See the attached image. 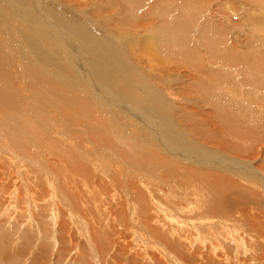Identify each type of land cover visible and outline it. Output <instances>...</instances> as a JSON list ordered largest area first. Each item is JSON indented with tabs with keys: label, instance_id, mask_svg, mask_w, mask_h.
Wrapping results in <instances>:
<instances>
[{
	"label": "rangeland",
	"instance_id": "374dc122",
	"mask_svg": "<svg viewBox=\"0 0 264 264\" xmlns=\"http://www.w3.org/2000/svg\"><path fill=\"white\" fill-rule=\"evenodd\" d=\"M13 1L16 4L0 0V264H264V228L257 222L260 213L264 219L263 192L230 174L231 166L237 165L221 160L224 167L218 162L214 166L222 169L203 167L195 172L187 165L179 170L168 166L164 155L152 150L158 158L150 150L146 152L142 145L125 137L126 131L118 130L120 124L126 128L127 121L120 117L126 114L124 108L140 111L138 104L146 103L155 119L162 118L154 111L158 109L164 114V122L178 127L180 135L187 134L264 173V142L245 139V144L244 135L235 134L227 125L228 118H222L212 100L195 88L199 83L210 87L217 81L204 71L205 65L199 70L190 65L161 67L153 62L165 56L156 49L160 47L159 37L165 39L160 34L164 32L161 27H153L169 23L171 16H178L182 9L187 21L196 6L160 2L155 17L150 14L152 5L148 10L146 4L141 10H147L132 20L121 0H55L76 10V15L84 10L94 34L104 36L105 51H100V44L77 35L68 24L72 20L66 15L68 22L60 20V12L50 10L43 1ZM20 5L28 6L29 12ZM252 6L250 0H204L198 10L200 19L190 21L191 34L195 33L207 49L209 46L201 42L206 29L212 33V40L227 42L252 56L248 45L261 42L264 49V13ZM142 13L149 18L145 26L139 24ZM42 16L46 24L35 19ZM258 27L261 33L256 31ZM22 31L27 39L21 36ZM142 40L151 42L154 49L141 50L137 41ZM201 46L194 44L200 52ZM225 52L231 53L227 47ZM86 60H90V66L99 67L96 72L100 77L91 70H85L89 77L85 76ZM227 60L223 62L224 74L233 81L223 85V94L227 88L233 89L236 93L232 94L247 96L253 101L251 107L256 106L255 94L248 87L251 84L241 80L259 83L255 91L260 101L264 98V69ZM128 63L150 73L161 67L162 72L153 73H168V78L177 77L178 81L169 82L173 87L164 88L166 95L161 91L160 101H154L151 86L144 85L143 78ZM42 68H46L44 73ZM63 79H72L74 90ZM97 92L105 97V106L96 102ZM172 93L180 100L170 102L168 97H175ZM22 103L25 109H21ZM102 109L110 110V116L120 112L113 118L116 122L109 121ZM254 119L259 123L261 117ZM102 121L107 133L100 126ZM49 137L54 142L61 139L85 169L71 168L51 148L43 146L41 142L47 143ZM239 143L243 144V153L235 150L234 144ZM90 156L94 161H89Z\"/></svg>",
	"mask_w": 264,
	"mask_h": 264
},
{
	"label": "bare ground",
	"instance_id": "6f19581e",
	"mask_svg": "<svg viewBox=\"0 0 264 264\" xmlns=\"http://www.w3.org/2000/svg\"><path fill=\"white\" fill-rule=\"evenodd\" d=\"M4 1V0H3ZM12 1L14 4L15 1L13 0H9ZM43 1V3L48 6V8L52 9L55 13L56 12H60V20H65L68 22V19H65V15L69 17V19H71L72 21H69L68 24L70 26H72L74 29H76V34L80 35L82 37L83 36H87L86 39L91 43V44H100L99 48L100 51H105V46H104V40H102V38H100V35H96L95 30L92 26V24H90L89 22V18L88 16L85 14L84 15V10L82 9L81 13L76 15L75 12H77L76 10L70 9L68 8L67 5L64 4H58L55 3L57 1L55 0H41V2ZM124 4V7L127 11L130 12L131 15V19L132 20H136V18L139 16L140 12L146 11L148 9V5L150 7V14H154L155 17H158L157 14H155V11L158 9H155L157 6L159 5L160 2L163 3H168L167 5H170L172 3L175 2L176 3H181L182 6L184 4L188 5H195L196 8H194L191 13H190V17L189 19L186 21L185 19V11L184 9H182V11H179V15L178 16H171V21L169 23H166L163 19V22L165 23H158L156 24V27H153L154 29H156L157 27L162 29V31L164 33H160V34H164L165 35V39L159 37V42H160V47L156 48L160 53L165 54V56H161L156 60H153V62L157 63L158 65L162 66H171V67H181V66H186V65H190L193 67H196V69L201 68V66L205 65L204 71L207 72V74H209V76L212 79H216L217 81L215 83H213V86H203L202 84H198V86H196L195 88L199 87V89L205 94L204 96H206L205 98L207 100H212L213 104L215 105V108L217 111L220 110V113H222V118L227 119V125L232 127L234 130L235 134H240L239 136H241V134H243V139H249L250 143L253 142H257V141H261L264 142V98H262V100L260 99V101H258L256 99V91L258 88H255V86L259 83H257V81L255 80H250V79H244L241 80L243 81L245 84H251L248 85L250 92L255 94L254 99L256 101H254L255 103L257 102V104H255L256 106L251 107V103L253 101H251L250 99H248L247 96L241 97L240 95L237 94H232L236 93L233 89L227 88L228 92L225 94H223V85H226L227 83L230 85V82H232V78H230L229 76H227L226 74H224V69H226V66L223 64V62H225L227 59H231L233 60V62L235 64H240L241 66H255L257 65L260 69H264V49L260 48V44H262L261 42H259L260 44L257 46L254 44H250L247 46V49L252 52V56H246V54L241 51L242 48L237 49V47H234V45H230L227 42H217L215 40H212V33L208 30L205 29V31H203L201 33V37H202V43H206L209 47H207V49L209 48V50L205 49L204 47L201 46L200 42L198 39H196L195 37V33L191 34V32L193 31V26L190 25V21L192 19H196L199 15L198 10L201 9V7L204 5V0H152L150 3H148V0H121ZM253 4L252 7H254L256 10L255 11H260L262 13H264V0H250ZM206 2V1H205ZM207 3V2H206ZM212 3V2H211ZM147 4V5H146ZM161 4V3H160ZM164 4V5H165ZM144 5L147 6V9L145 10H141ZM163 5V4H162ZM161 5V6H162ZM180 5V4H179ZM211 5V4H210ZM244 5V4H243ZM17 7H19L18 5H16ZM24 8V10H27L29 12L28 6H23L20 5ZM160 6V5H159ZM158 6V7H159ZM208 6V5H207ZM67 7V8H64ZM163 7V6H162ZM178 7V6H177ZM190 7V6H188ZM193 7V6H191ZM246 7V6H245ZM20 8V7H19ZM165 8V6L163 7ZM171 8V7H169ZM207 8V7H206ZM249 11V5L248 7H246ZM50 9V10H51ZM162 9V8H160ZM173 8H171L170 10H172ZM205 9V8H203ZM149 10V9H148ZM169 10V11H170ZM181 10V9H180ZM164 11V10H163ZM162 11V12H163ZM203 11V10H202ZM201 11V13H202ZM35 12V11H32ZM64 12V13H61ZM83 12V14H82ZM168 12V11H167ZM253 12V11H252ZM142 15L140 16L139 19V24L141 26H145V24H147L146 20L149 18H145V16ZM157 13V12H156ZM172 13V12H171ZM189 13V12H188ZM35 14V13H34ZM92 15H94L95 13H91ZM148 14V16L150 15ZM151 14V15H152ZM170 15V14H169ZM35 16V15H33ZM214 16V15H213ZM236 16V15H233ZM248 18L250 21L253 22V17L250 16V14H247ZM202 17H203V13H202ZM42 18V19H41ZM41 18H35L37 21L41 22L43 21V24H46L47 22L44 21V16H42ZM48 17H46L47 19ZM154 18V17H153ZM199 18V17H198ZM204 18V17H203ZM261 18H263L261 16ZM151 19V18H150ZM157 19V18H156ZM200 19V18H199ZM207 19V18H206ZM203 19V20H206ZM259 19V18H258ZM59 20V21H60ZM153 20V19H151ZM158 20V19H157ZM260 20V19H259ZM262 20V19H261ZM156 21V20H155ZM161 21V20H159ZM158 21V22H159ZM194 21V20H193ZM196 21V20H195ZM200 21V20H199ZM63 22V21H62ZM146 22V23H145ZM152 22V21H151ZM207 22V20H206ZM221 22V21H220ZM251 22V23H252ZM153 23V22H152ZM150 24V23H149ZM196 24V23H194ZM203 24V23H201ZM208 24V23H207ZM203 26V25H202ZM206 26V25H204ZM209 26V25H208ZM68 27V26H67ZM96 28V27H95ZM191 28V29H190ZM203 28V27H202ZM206 28V27H205ZM149 29V28H148ZM160 29V30H161ZM200 29V28H199ZM161 31V32H162ZM256 31L258 32H262V30H260V28L258 27V29H256ZM158 32V31H157ZM62 34V33H61ZM200 34V33H198ZM159 35V34H158ZM21 36L23 38H26V36L24 35V32L22 31ZM145 36V35H144ZM162 36V35H161ZM249 36V35H248ZM211 37V38H210ZM143 38V37H142ZM27 39V38H26ZM145 40L147 39L146 37L144 38ZM259 39V38H256ZM67 39H65L66 41ZM137 41L140 42V45L142 46L141 50H151L152 48L154 49V47L150 46V44L152 45L151 42L149 41ZM102 42V43H101ZM198 43L202 48L203 51L200 52L198 50L195 49L194 44ZM71 43L75 44L74 41H71ZM89 43V44H90ZM96 44V45H97ZM106 45V42H105ZM109 45V44H108ZM96 47V46H95ZM228 48L229 51L231 53H226L225 52V48ZM26 49V48H25ZM246 49V50H247ZM108 50V49H107ZM110 53L112 51H109ZM155 52V51H154ZM106 53V52H105ZM104 53V54H105ZM143 53V52H142ZM155 54V53H154ZM226 54V55H225ZM75 55H77L78 58H80L81 55L75 53ZM74 55V56H75ZM225 55V56H223ZM108 56V54H107ZM151 56V55H150ZM158 56V55H157ZM223 56V57H222ZM106 57V56H105ZM109 58L112 59V57L108 56ZM107 57V58H108ZM151 58V57H150ZM54 60V59H53ZM128 60V59H127ZM230 60V61H231ZM90 60H86L84 61V73L85 70L89 71H95L99 68L96 69L93 66H90L89 64ZM228 61V60H227ZM127 62V61H126ZM152 62V63H153ZM222 62V64H221ZM130 63V62H129ZM129 66L134 67V72L140 77L143 78L144 80V85H148L151 86L150 87V91L153 92L152 97L154 99V101H156L157 99L159 100L160 93L159 92H164L165 93V89H169L172 88L173 86L170 85L169 82L173 81V82H177L178 80L176 79L177 77H172V78H168L169 75L168 73H166V76H164L162 73L161 75L159 74H154V71L157 72H162L160 71L161 67L159 68H153V72L150 73L148 72V69L146 71L140 70V68H135V66L129 64ZM231 63V62H229ZM1 64V62H0ZM234 64V65H235ZM149 66H154V65H149ZM156 66V65H155ZM189 66V68H190ZM67 67H70V64L67 65ZM233 66H230L229 71H232ZM239 67V66H238ZM148 68V67H147ZM166 68V67H165ZM219 68V69H218ZM258 68V69H259ZM41 69V68H40ZM38 70L37 73H40L41 70ZM44 69L43 73L46 71V68H42V70ZM169 69V68H168ZM259 69V70H260ZM166 70V69H165ZM228 71V72H229ZM252 71V70H251ZM258 71V70H257ZM261 71V70H260ZM259 71V72H260ZM166 72V71H165ZM234 72V71H233ZM253 72L255 73V71L253 70ZM91 73V72H90ZM97 73V72H96ZM46 74V73H45ZM51 74V73H50ZM61 74V73H60ZM86 74V73H85ZM84 74V75H85ZM98 75H96L94 73V76H99L100 74L97 73ZM262 74V73H261ZM260 74V75H261ZM48 75V74H47ZM54 76V75H53ZM59 76H63L62 74ZM85 76H88L87 74ZM57 77V75H56ZM89 77V76H88ZM58 78V77H57ZM66 78V77H64ZM56 79V78H54ZM62 79V78H61ZM60 79V80H61ZM242 79V78H241ZM258 79V78H257ZM264 79V78H263ZM59 80V79H58ZM64 80V79H63ZM240 80V79H239ZM65 81V80H64ZM72 79L69 81H65L66 84L71 90H74V87H76L74 84V82ZM248 81V82H247ZM62 82V81H61ZM175 82V83H176ZM202 82V81H201ZM240 83V82H239ZM194 84V83H193ZM211 84V83H210ZM227 84V85H228ZM95 84H93L94 86ZM159 85H161L159 87ZM212 85V84H211ZM245 86V85H244ZM262 86V85H261ZM146 87V86H145ZM153 87V88H152ZM228 87V86H226ZM93 88H97V90L99 89L96 85ZM235 88V87H234ZM174 89V88H173ZM220 89H222V92L220 93ZM198 90V88H197ZM217 92V94H215L213 91ZM171 91V90H170ZM173 92V91H172ZM238 92V91H237ZM86 93V91H85ZM163 94V96H164ZM169 95V94H167ZM173 96L174 93H172ZM177 95V94H176ZM172 96V97H173ZM168 97V96H166ZM171 97V96H170ZM168 97L170 100V102L173 103V101L175 102L180 100L179 96H175L173 98ZM162 98V97H161ZM160 98V99H161ZM261 98V97H260ZM95 100L97 103L102 104L105 106V103L103 102L105 100V97L103 95H99V93L97 92V96L95 97ZM157 100V101H158ZM160 101V100H159ZM170 102H166L168 105H173L170 104ZM164 103V102H162ZM138 106L140 111H132L131 109L128 108H124V110L126 111V114L123 116L121 115V119L122 120H126L127 123L126 124V128L124 129L123 124H120L118 127V130L122 129V132H125V137L127 138H131L134 141H136L138 143V145H142L144 147L143 150L147 151H151V154L154 155V153H152L153 151H156L158 154H162L164 156L162 157H167L168 161V166L173 167V168H180L181 169H185V167H189L187 165L192 166L193 170L195 172H198V169H202L204 168H219L222 169L221 166L220 167H215L214 165H217L215 162H218V164L222 165V167H224L225 163L221 162L224 161L226 163H232L235 164L237 166H231V170H230V174H235L236 176H238V179L245 185V184H250L251 186L255 187L256 189L259 190V193H261V191L263 192V196H264V173L260 172L257 167L255 168L254 166H251V164H247L246 162H242L234 157H231L229 155H226L225 153H221L220 151L209 147L208 145H206L205 143L199 142L198 140H196L195 138L188 136L186 134L185 135H180V132L177 130L178 127H174L172 125V123H167L164 122V114L163 112H159L158 113V109H155L154 111H156V113L158 115H160L162 118L160 119H155V117L153 116V110L152 109H146L149 106H147V104H143V103H139ZM21 109H25L26 106L24 107V103L20 104ZM164 107V105H163ZM160 110V109H159ZM23 111V110H22ZM101 111H103L104 115L108 118L109 121H111L113 118L115 119V117H117L115 113L113 116H110V110H104L102 109ZM150 113H148V112ZM167 111V110H165ZM168 112V111H167ZM153 116V117H152ZM260 116L261 120L259 123H256V119H254L255 117ZM124 117V119H123ZM113 119V120H114ZM120 119V120H121ZM153 122H152V121ZM115 121V120H114ZM116 122V121H115ZM121 122V121H120ZM28 123V122H27ZM108 123V122H107ZM123 123V122H122ZM29 124V123H28ZM116 124V123H115ZM155 124V125H154ZM104 122L102 121L100 126L103 128V130L106 132L105 128H104ZM131 125V126H130ZM115 128V127H114ZM68 129V128H67ZM62 130V129H61ZM49 131V130H48ZM67 131V130H65ZM112 131V130H111ZM46 132V131H45ZM62 132V131H61ZM64 133V132H63ZM107 133V132H106ZM112 133V132H111ZM172 133H175V137H173ZM60 134V132H59ZM66 134V133H65ZM64 134V136H65ZM68 134V133H67ZM228 135H232L230 133H228ZM57 137V136H56ZM115 137H118V135H116ZM232 137H236L234 135H232ZM40 138V137H38ZM61 138V137H59ZM204 139V137H202ZM34 139V138H33ZM32 139V140H33ZM37 139V138H36ZM50 140L47 141V143L41 142L42 138H40V142L43 146L45 147H49L53 152H56L55 155H57V157L61 156L60 158L63 159V161H65V164L70 165L71 168H77L78 170L80 169H85L84 166L80 165L79 159H76L77 157L75 156V152H71L69 151V149L67 150L66 147L63 146L62 142L60 141L61 139H55L56 141L54 142L53 139L51 137H49ZM116 139V138H115ZM235 139V138H234ZM237 139V137H236ZM206 140V139H204ZM257 140V141H256ZM30 141V140H29ZM36 141V140H35ZM116 141L120 143V140L116 139ZM246 142V140H245ZM35 143V142H34ZM39 143V142H37ZM40 144V145H41ZM51 144V145H50ZM247 144V142L245 143ZM262 144V143H261ZM39 145V144H38ZM37 145V146H38ZM41 145V147H42ZM235 146V150L237 152L241 151V153H243L242 151H245L243 147L242 143H239L238 145L234 144ZM69 147V145L67 146ZM73 147L75 148V146L73 145ZM71 148V147H70ZM77 148V147H76ZM75 148V149H76ZM253 148V147H252ZM40 149V148H39ZM79 149V148H78ZM248 149V147H247ZM49 150V149H48ZM104 150V149H102ZM134 149H131V151H133ZM76 151V150H74ZM84 151V150H83ZM87 151V150H86ZM86 151H84L86 153ZM39 152V151H38ZM77 152V151H76ZM80 152V151H79ZM82 152V151H81ZM84 153V154H85ZM54 154V153H53ZM77 154H79L77 152ZM93 154V153H92ZM91 154V155H92ZM255 154V153H254ZM90 154H88L87 156H89ZM76 158H74V157ZM79 156V155H78ZM81 156V155H80ZM149 156V155H148ZM156 157H158L156 154L154 155ZM259 156V155H258ZM84 157V156H83ZM80 158V157H79ZM159 158V157H158ZM61 159V160H62ZM75 159V160H74ZM89 158H87L88 160ZM91 156L89 161L91 160ZM166 159V160H167ZM76 160H78V162H76ZM85 160V159H84ZM94 161V159H92ZM92 160L90 162H92ZM159 160V159H158ZM162 160V159H161ZM160 160V161H161ZM164 160V163L165 161ZM60 161V160H58ZM83 161V159H82ZM86 161V160H85ZM88 161V163H89ZM112 161V160H111ZM114 162H117V158H113ZM112 161V162H113ZM122 161V160H121ZM155 161V159H154ZM262 161L264 162V158L262 159ZM67 162V163H66ZM81 162V160H80ZM84 162V161H83ZM163 162V161H161ZM97 163V162H96ZM181 163V164H180ZM256 163V160H254V164ZM64 164V165H65ZM98 164V163H97ZM122 164V163H121ZM120 164V165H121ZM160 164V163H159ZM184 164V165H183ZM63 165V163H62ZM104 165V164H103ZM102 165V166H103ZM230 165V164H229ZM229 165H227L226 167H228ZM118 166V165H116ZM67 167V166H66ZM65 167V168H66ZM99 167V166H98ZM97 167V168H98ZM105 168V167H104ZM120 168V167H119ZM166 168V167H165ZM196 168V169H195ZM198 168V169H197ZM90 169V168H89ZM107 168H105L106 171ZM65 170V169H63ZM73 170V169H72ZM87 170V169H86ZM91 170V169H90ZM93 170V169H92ZM97 170L100 169H96V172H99ZM109 170V169H108ZM120 170V169H118ZM95 171V170H94ZM102 171V170H101ZM178 171V170H177ZM183 171V170H182ZM214 171V170H213ZM73 172V171H72ZM92 172V171H91ZM103 172V171H102ZM212 172V171H211ZM76 173V172H75ZM80 173V172H78ZM76 173V174H78ZM100 173V172H99ZM146 173V172H145ZM205 173V171H204ZM74 174V172H73ZM103 174V173H102ZM108 174V173H107ZM211 174V173H210ZM72 175V174H71ZM96 175V174H94ZM168 175V174H167ZM202 175V174H201ZM58 176V175H57ZM79 176V175H78ZM102 176V175H101ZM103 176H106L103 174ZM65 177V176H64ZM86 177L89 178V175H87ZM66 178V177H65ZM81 178V177H80ZM107 178V176H106ZM91 180V179H90ZM89 180V182H90ZM189 180V179H188ZM76 182V181H75ZM84 182V181H83ZM86 182V181H85ZM190 182V181H189ZM70 183V182H69ZM73 183V181H72ZM88 183V182H87ZM188 183V182H187ZM258 184L260 185V188H258ZM71 185V184H69ZM95 185V184H94ZM74 186V185H73ZM71 187V186H70ZM193 187V186H192ZM87 190V189H86ZM96 190V189H95ZM100 190V189H99ZM75 191V190H73ZM97 191V190H96ZM81 192V191H80ZM79 192V194H80ZM89 192V191H88ZM102 192V191H101ZM152 193V192H151ZM262 195V194H261ZM84 196V195H83ZM60 197V196H59ZM103 197V196H102ZM101 198V197H100ZM103 199V198H102ZM60 200V198H59ZM84 200V199H83ZM96 200V199H94ZM126 200V199H125ZM240 200V199H239ZM127 202V201H126ZM87 204V203H86ZM211 204V203H209ZM207 206V204L205 205ZM87 207V206H86ZM160 207V206H159ZM158 208V207H157ZM218 209H221L219 206L217 207ZM163 209V208H162ZM204 211V210H203ZM198 213V212H197ZM205 213V212H204ZM219 215V214H218ZM217 215V217H218ZM253 215V214H252ZM205 216V215H204ZM246 216V215H245ZM262 213H260L259 215V220L258 222V227L259 228H264V219L261 218ZM207 217L205 216V219ZM246 218V217H245ZM171 219V218H170ZM213 219L216 220V217H214ZM212 219V220H213ZM249 219V217H248ZM209 220V219H208ZM218 220V219H217ZM216 220V221H217ZM246 220V219H245ZM175 221V219H174ZM199 221V220H198ZM203 221V220H202ZM172 222V221H171ZM176 222V221H175ZM208 222V221H207ZM210 222V221H209ZM214 222V220H213ZM219 222V221H217ZM197 223V222H196ZM199 223V222H198ZM250 223V222H249ZM263 223V224H262ZM162 224V223H161ZM178 224V223H177ZM190 225V223H188ZM221 224V223H220ZM180 225V224H178ZM192 225V224H191ZM196 225V224H195ZM198 225V224H197ZM201 225V224H200ZM203 225V224H202ZM201 225V226H202ZM222 225V224H221ZM172 226V225H171ZM185 226V225H184ZM183 226V228H184ZM172 228V227H171ZM224 228V227H223ZM227 228V227H226ZM178 229V228H177ZM207 229V228H206ZM228 229V228H227ZM234 229V228H233ZM173 231V229H172ZM174 231L176 232V230L174 229ZM183 231V230H182ZM233 231V230H232ZM180 233V232H179ZM185 233V232H184ZM258 232L256 231V234ZM219 234V233H218ZM237 234V233H236ZM218 236V235H217ZM228 236V235H227ZM220 237V236H219ZM198 238V237H197ZM215 238V237H213ZM221 239V238H220ZM264 239V238H263ZM225 240V239H224ZM217 241V240H216ZM219 244V243H218ZM12 255V254H11ZM100 262V261H99Z\"/></svg>",
	"mask_w": 264,
	"mask_h": 264
}]
</instances>
